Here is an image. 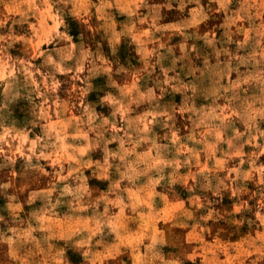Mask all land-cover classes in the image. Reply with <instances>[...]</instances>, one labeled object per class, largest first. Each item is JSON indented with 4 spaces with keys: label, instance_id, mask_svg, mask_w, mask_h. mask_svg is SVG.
Listing matches in <instances>:
<instances>
[{
    "label": "rangeland",
    "instance_id": "374dc122",
    "mask_svg": "<svg viewBox=\"0 0 264 264\" xmlns=\"http://www.w3.org/2000/svg\"><path fill=\"white\" fill-rule=\"evenodd\" d=\"M0 264H264V0H0Z\"/></svg>",
    "mask_w": 264,
    "mask_h": 264
}]
</instances>
